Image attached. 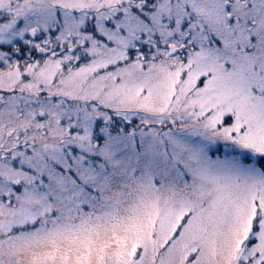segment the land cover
I'll list each match as a JSON object with an SVG mask.
<instances>
[{
	"label": "snow or ice",
	"instance_id": "6c2138e0",
	"mask_svg": "<svg viewBox=\"0 0 264 264\" xmlns=\"http://www.w3.org/2000/svg\"><path fill=\"white\" fill-rule=\"evenodd\" d=\"M0 264H264V0H0Z\"/></svg>",
	"mask_w": 264,
	"mask_h": 264
}]
</instances>
